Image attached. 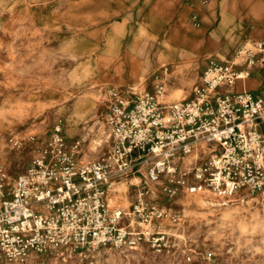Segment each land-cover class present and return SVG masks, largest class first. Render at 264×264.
Instances as JSON below:
<instances>
[{"label": "rangeland", "instance_id": "rangeland-1", "mask_svg": "<svg viewBox=\"0 0 264 264\" xmlns=\"http://www.w3.org/2000/svg\"><path fill=\"white\" fill-rule=\"evenodd\" d=\"M241 1L258 7L246 5L249 23L222 35L225 4ZM147 5L165 11L169 28L184 39L192 32V41L205 37L207 43L212 38L217 43L202 44L201 49L182 46L175 57L163 56L161 38L148 31L136 33L138 12ZM263 7L264 0H93L90 6L86 0H0V168L14 181L52 141L58 126L68 141L79 143L80 161L101 157L111 146L107 117L115 92L131 99L138 91L163 86V101H183L211 61L233 65L238 74L224 86L226 91L261 88L264 49L258 42L264 35L248 38V31ZM200 17L204 28L193 31ZM95 40L99 47L93 46ZM128 46L139 62L135 79L123 66ZM88 96L94 107L73 116L75 103ZM211 154L212 147L204 144L185 163L201 162ZM137 181L131 176L117 179L112 199L129 210ZM149 198L168 213L156 228L168 234L161 248L147 240L133 249L59 248L24 262L0 256V264H211L210 252L224 264H264L263 196L222 198L201 191L169 199L153 188Z\"/></svg>", "mask_w": 264, "mask_h": 264}, {"label": "built area", "instance_id": "built-area-1", "mask_svg": "<svg viewBox=\"0 0 264 264\" xmlns=\"http://www.w3.org/2000/svg\"><path fill=\"white\" fill-rule=\"evenodd\" d=\"M258 46L264 49V41ZM236 78L233 65L211 61L183 101H163V86L131 99L115 92L107 117L111 146L101 157L80 161L79 143L58 126L14 181L0 168V256L24 262L53 249H133L144 240L161 248L168 234L156 228L168 213L149 198L153 188L169 199L201 191L264 197V82L226 91ZM204 144L212 154L185 163ZM129 176L138 181L127 210L111 190ZM207 258L224 264L212 252Z\"/></svg>", "mask_w": 264, "mask_h": 264}, {"label": "crops", "instance_id": "crops-1", "mask_svg": "<svg viewBox=\"0 0 264 264\" xmlns=\"http://www.w3.org/2000/svg\"><path fill=\"white\" fill-rule=\"evenodd\" d=\"M93 0H86V5L90 6L92 4ZM154 3V1H153ZM251 7V9H256L258 7L257 3H253L248 5L244 2H238L237 4L233 3H226L224 7V11L226 12V16L223 20V28H222V35H225L228 30H231L232 28L237 27L239 24L243 23H249L247 21V15H248V7ZM252 5V6H251ZM238 6V7H236ZM242 7V8H241ZM247 7V8H246ZM257 12V15L259 17L253 19L250 21V28L248 31V38L253 33L255 34H261L264 35V25L261 23V19H264V7L259 9ZM139 24L136 28V33L148 31L150 32L154 37H159L162 39L163 43V56L166 57H175L179 51V48L182 46L187 48H196L201 49V45L203 48L207 46H212L217 43V38H212L211 41L208 43L205 41V37H203L202 41H195L191 40V37L193 36L192 32H189L187 35H182L180 31H174L171 27L169 28L170 24V17L167 16L165 11H160L158 9H153L151 5L143 6L139 10ZM204 17H200L195 22V28L193 31H202L204 28ZM169 28V29H167ZM191 29V28H190ZM168 30V32L164 35L165 31ZM190 31V30H189ZM255 41V40H254ZM230 44L227 45L229 47ZM94 47H99L100 42L94 41L93 43ZM115 52V51H112ZM236 52V50H233L231 52L230 57ZM116 53V52H115ZM124 64L123 66L126 67L127 73L129 75L130 79H135L138 77L139 74V62L135 59L134 52L131 46H128L124 53ZM260 74V73H259ZM264 74V71L263 73ZM250 89H257V88H250Z\"/></svg>", "mask_w": 264, "mask_h": 264}, {"label": "bare ground", "instance_id": "bare-ground-1", "mask_svg": "<svg viewBox=\"0 0 264 264\" xmlns=\"http://www.w3.org/2000/svg\"><path fill=\"white\" fill-rule=\"evenodd\" d=\"M92 107H94V101L90 96H88L75 103L74 108L72 109V115L83 116L88 113Z\"/></svg>", "mask_w": 264, "mask_h": 264}]
</instances>
